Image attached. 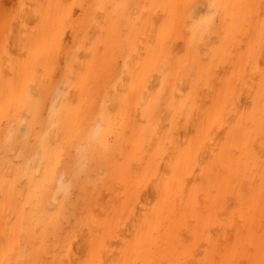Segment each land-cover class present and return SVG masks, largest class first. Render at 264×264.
Listing matches in <instances>:
<instances>
[{
    "label": "bare ground",
    "instance_id": "6f19581e",
    "mask_svg": "<svg viewBox=\"0 0 264 264\" xmlns=\"http://www.w3.org/2000/svg\"><path fill=\"white\" fill-rule=\"evenodd\" d=\"M0 264H264V0H8Z\"/></svg>",
    "mask_w": 264,
    "mask_h": 264
},
{
    "label": "rangeland",
    "instance_id": "374dc122",
    "mask_svg": "<svg viewBox=\"0 0 264 264\" xmlns=\"http://www.w3.org/2000/svg\"><path fill=\"white\" fill-rule=\"evenodd\" d=\"M9 3L10 2L8 0H0V12L4 10L5 13L8 14L9 7L11 6V5L9 6Z\"/></svg>",
    "mask_w": 264,
    "mask_h": 264
}]
</instances>
